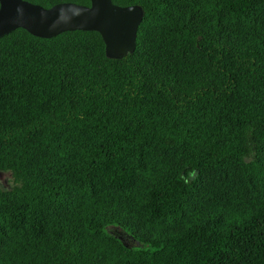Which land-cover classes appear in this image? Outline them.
Segmentation results:
<instances>
[{
    "label": "trees",
    "instance_id": "trees-1",
    "mask_svg": "<svg viewBox=\"0 0 264 264\" xmlns=\"http://www.w3.org/2000/svg\"><path fill=\"white\" fill-rule=\"evenodd\" d=\"M111 1L144 12L121 60L0 38V264H264V0Z\"/></svg>",
    "mask_w": 264,
    "mask_h": 264
},
{
    "label": "water",
    "instance_id": "water-1",
    "mask_svg": "<svg viewBox=\"0 0 264 264\" xmlns=\"http://www.w3.org/2000/svg\"><path fill=\"white\" fill-rule=\"evenodd\" d=\"M89 1V6L60 3L43 8L26 0H0V38L16 29L42 39L68 31H93L101 36L107 58L121 60L133 54L143 8Z\"/></svg>",
    "mask_w": 264,
    "mask_h": 264
},
{
    "label": "rangeland",
    "instance_id": "rangeland-1",
    "mask_svg": "<svg viewBox=\"0 0 264 264\" xmlns=\"http://www.w3.org/2000/svg\"><path fill=\"white\" fill-rule=\"evenodd\" d=\"M18 186L14 183L13 176L9 172H0V188L11 189ZM107 232L122 241L128 248L137 249L140 248V244L137 243L130 235L119 227H109Z\"/></svg>",
    "mask_w": 264,
    "mask_h": 264
}]
</instances>
